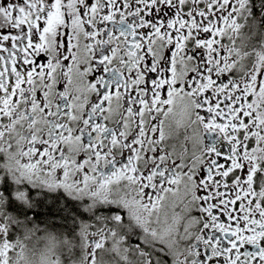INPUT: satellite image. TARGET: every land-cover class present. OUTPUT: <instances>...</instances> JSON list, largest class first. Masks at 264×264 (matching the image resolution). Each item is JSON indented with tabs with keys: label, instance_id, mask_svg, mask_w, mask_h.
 <instances>
[{
	"label": "snow or ice",
	"instance_id": "snow-or-ice-1",
	"mask_svg": "<svg viewBox=\"0 0 264 264\" xmlns=\"http://www.w3.org/2000/svg\"><path fill=\"white\" fill-rule=\"evenodd\" d=\"M0 264H264V0H0Z\"/></svg>",
	"mask_w": 264,
	"mask_h": 264
},
{
	"label": "flooded vegetation",
	"instance_id": "flooded-vegetation-1",
	"mask_svg": "<svg viewBox=\"0 0 264 264\" xmlns=\"http://www.w3.org/2000/svg\"><path fill=\"white\" fill-rule=\"evenodd\" d=\"M41 247H42V244H41Z\"/></svg>",
	"mask_w": 264,
	"mask_h": 264
}]
</instances>
